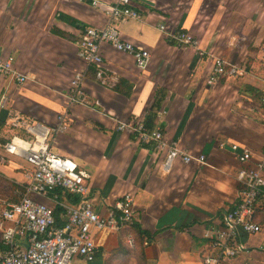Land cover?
I'll return each instance as SVG.
<instances>
[{"label":"crops","instance_id":"1","mask_svg":"<svg viewBox=\"0 0 264 264\" xmlns=\"http://www.w3.org/2000/svg\"><path fill=\"white\" fill-rule=\"evenodd\" d=\"M131 4L138 18L113 22L88 0H0V55L27 77L23 84L0 77V143L27 136L9 126L17 115L39 125L51 152L71 159L87 175L97 213L116 211L122 195L131 194L134 226L142 236L130 233L131 247L125 230L95 233L91 264H202L207 237L242 190L237 178L242 164L231 145L250 151L251 165L264 154V0ZM108 25L148 51L144 69L105 42L101 79L79 57L84 29ZM161 25L188 33L195 44L176 42ZM201 52L237 65L240 74L208 84L210 63ZM76 78L79 94L71 89ZM148 119L166 142L206 162L176 160L163 169L165 152L156 154L130 131L118 130L119 122ZM23 167L14 158L0 164V196L18 200ZM72 199L61 192L41 197L58 220L60 205ZM257 221L261 231L240 233L236 244L243 250L229 264H264V210Z\"/></svg>","mask_w":264,"mask_h":264},{"label":"built area","instance_id":"2","mask_svg":"<svg viewBox=\"0 0 264 264\" xmlns=\"http://www.w3.org/2000/svg\"><path fill=\"white\" fill-rule=\"evenodd\" d=\"M88 1L91 6L105 12L113 22L138 18L131 0H114L111 3ZM159 29L183 45L195 44L188 33L170 31L164 25ZM103 42L109 43L117 52L131 55L137 67L144 69L148 65V51L124 41L113 25L99 29L86 27L79 41L78 55L85 63L96 68L99 79L104 75ZM204 55L206 62L210 63L208 84H215L223 76H235L241 72L237 65L219 56L200 53V56ZM0 77H14L19 84L27 80L26 75L16 71L12 59L1 55ZM79 85V78L71 82L74 94H79ZM9 126L24 131L27 136L0 143V164L10 162L11 158L21 160L25 185L22 192H15L17 201L0 196V264H91L97 252L95 233L107 230H125L126 242L132 247L130 233L134 220L131 194L122 195L114 206L116 211H110L106 216L97 213L87 175L71 159L51 152L39 125H30L15 115L10 118ZM118 130L130 131L139 144L150 145L156 154L165 152L163 169L167 170L176 160L185 164L206 162L204 156H194L181 150L176 143L166 142L161 130L150 129L144 120L131 124L119 122ZM231 151L242 164L237 173L242 190L238 203L224 209L220 227L213 229L207 237L209 251L203 255L202 264H229L243 250V246L236 244L240 233L255 235L261 231L257 218L264 210V154L256 165H251L250 151L236 144L231 145ZM61 190L76 197V201L70 205H60L64 211L58 220L53 209L42 202L41 197ZM56 197L54 195L52 199L57 201ZM215 251L219 252L218 255L213 254Z\"/></svg>","mask_w":264,"mask_h":264},{"label":"trees","instance_id":"3","mask_svg":"<svg viewBox=\"0 0 264 264\" xmlns=\"http://www.w3.org/2000/svg\"><path fill=\"white\" fill-rule=\"evenodd\" d=\"M146 125H147V127H149V128L151 127V125H150V120H149V119L146 121ZM72 201L74 202V201H76V199H72ZM134 232H136V233H138V234H140V235L142 236L141 231H140L139 229H136L135 226H133V229L131 230V233H134ZM123 233L126 234V232H123ZM134 239L137 240L136 235L134 236ZM136 242H137V241H136ZM131 250H132V248H131Z\"/></svg>","mask_w":264,"mask_h":264},{"label":"rangeland","instance_id":"4","mask_svg":"<svg viewBox=\"0 0 264 264\" xmlns=\"http://www.w3.org/2000/svg\"><path fill=\"white\" fill-rule=\"evenodd\" d=\"M15 115V114H14ZM10 118V117H9ZM21 118V117H20ZM21 119H23V118H21ZM17 131H19V133H21V130L20 129H16ZM21 137H24V134H22L21 133ZM1 152V151H0ZM87 183H88V185H89V187H90V190H91V186H90V183L87 181ZM58 192H61L62 194H64V195H67V193L66 192H64V191H58ZM69 196V195H68ZM71 197V196H70ZM73 198H75L76 199V197H73ZM135 223V222H134Z\"/></svg>","mask_w":264,"mask_h":264}]
</instances>
